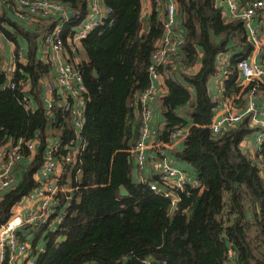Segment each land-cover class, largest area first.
I'll return each mask as SVG.
<instances>
[{
    "label": "trees",
    "instance_id": "16d2710c",
    "mask_svg": "<svg viewBox=\"0 0 264 264\" xmlns=\"http://www.w3.org/2000/svg\"><path fill=\"white\" fill-rule=\"evenodd\" d=\"M59 1L71 8L62 33L69 56L75 59L66 39L87 12V1ZM215 1L177 0L186 30L177 67L181 66L177 72H170L168 66L159 68L167 92L159 98L164 123L155 142L169 144L174 129L187 128L183 147L173 153L189 164L199 183L197 188L175 190L177 208L169 216L170 198L149 187L156 177L132 179L130 149L138 138L141 113L137 112L135 127L132 123L127 126L128 118L137 111L130 101L150 86L147 68L162 23L153 9L147 26L143 25L140 0H103L111 9L109 17L80 42L84 57L77 68L87 90L81 131L84 147L75 164L63 165L61 181L71 191L58 194L61 203L68 194L71 199L58 228L44 235V251L35 257L36 264H144L147 259L151 264H226L229 258L234 264H264V142L255 157L261 167L241 149L245 137L254 132L249 117L217 137L209 129L220 100L213 99L208 88L216 57L229 49L234 52L221 96L238 105L239 99L234 98L240 90L237 63L249 56L254 44L244 23L226 19L223 6ZM0 7V36L15 49L17 37L28 44L25 62H17L21 72L13 79H29L30 94L38 103L31 112L22 104L19 88L0 89V146L8 140L24 144L36 135L39 139L34 159L23 166L19 181L3 190L1 226L13 214V206L38 186L34 174L42 163L46 138H60L62 155L75 135L70 123L61 119L47 129L49 119L38 98L40 78L48 74V68L37 58L36 42L57 20L37 18L26 29L6 15L8 9L16 12L13 0H0ZM263 36L264 28L259 42ZM259 58L264 64V45ZM197 63L199 69L191 72ZM4 80L0 73V84ZM253 85L264 92V84L257 82L243 92L247 94ZM186 105L188 119L178 113ZM28 153L23 148L22 157ZM121 186L127 195L120 194ZM43 231L40 228L38 234ZM32 247L35 249V240ZM3 264H8L7 258Z\"/></svg>",
    "mask_w": 264,
    "mask_h": 264
},
{
    "label": "built area",
    "instance_id": "2783aa9c",
    "mask_svg": "<svg viewBox=\"0 0 264 264\" xmlns=\"http://www.w3.org/2000/svg\"><path fill=\"white\" fill-rule=\"evenodd\" d=\"M16 3L18 19L30 25L37 18L57 20L53 28L38 36L36 44V55L39 60L47 65L48 74L40 78L41 90L38 94L40 104L49 119L48 125L57 119L68 121L74 132V140L65 147L66 152L60 154V144H54L47 140L43 151V160L37 170L39 175L38 186L27 196L30 202L23 214L13 213L9 219L0 226V256L7 258L8 264H15L21 260L23 264H36L34 252L41 253L44 246L35 249L19 238L18 232L22 228L29 230V235L36 233L40 228L45 231H54L63 219V211L70 202L71 195L65 197L64 203L58 198L59 192H64L66 183H62L61 175L57 169L63 165H73L77 162L83 147L84 140L81 135L85 119V106L87 101V90L77 68L78 61L71 59L63 40V26L66 22L69 5L59 0H13ZM87 12L77 26L73 28L70 42L71 50H75L91 31L97 29L111 13L103 0H86ZM142 1V0H140ZM223 14L226 19L237 18L244 23L248 39L255 45L259 43V36L264 28V0H222ZM152 11H156L158 19L162 23V34L153 50L148 74L150 86L142 92L135 94L130 104L141 113L138 138L130 149L133 161V169L141 170L147 166L151 171L149 177H139V181L149 180V187L155 193L170 198L171 202L177 201L175 190H184L186 187L197 188L199 183L184 170L177 169L170 160L164 156L147 157L148 142L155 137L157 130L151 125L152 106L156 98L154 87L155 79L164 74L160 67L168 66L170 72H177L180 66L179 53L184 43L185 27L183 26L181 14L178 10L177 0H151ZM151 11V12H152ZM151 14V13H150ZM257 21V23H253ZM258 42V43H257ZM16 48V46H15ZM230 49L219 54L215 59V73L210 78L214 84L216 99L223 91V84L229 72L230 59L233 56ZM11 59L3 56L0 45V73L5 77L0 89L19 88L21 102L24 107L33 112L37 108V100L30 94L31 83L29 79L15 81L13 76L21 72L17 62L26 60V48L18 44L13 49ZM238 78L251 82H257L264 78V64L259 60L241 59L237 63ZM256 85L246 94V102L235 105L229 100L219 101L213 109L214 116L209 125L212 137H217L228 129L236 126L245 117L250 118V123L256 128V143L264 142V98L258 97L255 92ZM57 112H59V117ZM47 125V126H48ZM48 126V127H49ZM253 128V127H252ZM51 129V128H50ZM187 134V128L177 127L170 133V143L182 140ZM39 142L36 135L30 141L22 143L21 140L13 142L8 140L0 146V189L4 190L13 184V169L22 160L23 148L29 153L36 152ZM161 155V151L159 152ZM253 161L262 167L259 158ZM71 191V188H70ZM69 191V192H70ZM230 254H232L230 252ZM144 264H151L147 259ZM165 264V262H163Z\"/></svg>",
    "mask_w": 264,
    "mask_h": 264
},
{
    "label": "crops",
    "instance_id": "0c3cea01",
    "mask_svg": "<svg viewBox=\"0 0 264 264\" xmlns=\"http://www.w3.org/2000/svg\"><path fill=\"white\" fill-rule=\"evenodd\" d=\"M217 2V3H216ZM216 4H219L220 6L222 5L224 7V3L222 4V0H216L215 1ZM1 7H0V12H1ZM152 11V6H151V0H142L141 1V21L143 23L144 26H147L148 21H149V17H150V13ZM71 13V8H69L67 15L70 16ZM6 15L12 20V21H16L19 22L21 24H23L25 26L26 29H28V24L25 23L24 21H20L18 19V16L13 12V11H9V9L6 12ZM253 23H257V21H253ZM68 41V40H67ZM17 42L20 46H24L26 48V54H27V41L25 38L23 37H17ZM70 43V42H68ZM230 44H232V42L230 41ZM0 45L2 47V53L4 58L11 59V53L12 50L15 49L14 44L7 40L6 38H4L3 36H0ZM264 45V36L261 38L260 42L258 44L254 45V49L253 51L249 54V56L247 57V60H259V54L260 51L262 49V46ZM80 43L77 44V49L78 51H74V55H75V59L79 62L80 60L83 59V54L81 51V47H80ZM261 46V47H260ZM77 52V54L75 53ZM79 58V59H78ZM25 60H23L21 63H24ZM200 67V63H197L194 65V67L190 70L191 72H195L199 69ZM257 83L259 84H264V78L260 79L259 81H257ZM249 84L248 81L243 80L241 78H238V86H240V90L238 91V93L235 95V100L239 99L238 105L240 106V104H243L246 102V92H243V90L245 89V87H247ZM213 83L209 80L208 82V88H209V92L210 95H213L215 93V89L213 87ZM154 87L156 89V98L155 100H153V102L151 103L152 106V119H151V125L153 126L154 129L157 130V134H159V132L162 131L163 129V116L161 114V110H160V104H159V98L162 97L164 94H166L167 92V87L164 84V74L159 75L155 81H154ZM256 95L258 97L264 98V92L262 90L259 89V87L256 86L255 89ZM223 93V91L221 92V94L219 95L218 93V97H220L219 101L223 100V97L221 96ZM187 109H188V105L181 107L178 110V113L180 115H182L185 119H188V115H187ZM138 111H133V117H129L128 121H127V126L130 125V123L133 124V126L135 127V125L138 123L139 121V113H137ZM48 125V124H47ZM49 126V125H48ZM46 126L47 129H50V126L48 127ZM251 127H253V131L250 135H248L247 137H245V139L242 141L241 143V149L243 150V152H245V154H247V156L249 157H256L257 156V143H256V128L253 125V123L250 124ZM156 134V135H157ZM155 137L151 138L148 142V148H147V157L148 158H153V157H157L158 156V151L157 148L159 149V152L161 151V155L160 156H164L166 157L168 160L171 161V163L180 170H184L187 173H189L190 175H192L193 177H197L195 171L189 166V164L177 157H175L174 155V150H178L181 149L183 147V141L182 140H177L176 142H172V143H167V144H163L160 142H155ZM47 140L52 141L54 144H60V138L58 136H49L47 137ZM37 144H39V142H37ZM36 152H31L28 153V155H26L25 158H23L21 160V162L19 163L20 165H16L15 168L13 169V184L10 186H14L19 179L21 178L22 172L24 170V165L27 166L29 165L35 156ZM151 169L149 166L145 167L142 169V171L137 170L136 168L133 169L132 171V179L133 180H137L139 181V177L142 179L143 177H149L148 174L150 173ZM58 173H62V169L58 168L57 169ZM34 179L36 182H38L39 180V175L37 174V172H35L34 174ZM9 187V188H10ZM7 188V189H9ZM6 189V190H7ZM70 188L69 185L67 184V186L65 187V192H69ZM3 190L0 189V197L3 194ZM176 202L177 201H173ZM171 202V206L172 203ZM30 205V202L26 199V196L23 197L21 199V201H19L16 205L13 206L12 211L15 214H23L26 212L27 210V206ZM171 208V207H170ZM177 208V206H176ZM176 210V209H175ZM47 231H43L41 233L38 234V231L34 234H32L31 236L29 235V230L27 228H22L19 230V236L22 240L27 241L29 245L32 246V242L35 240V246L37 248L44 246V235L46 234ZM39 235L36 237V235ZM33 248V247H32ZM39 254V253H36ZM35 256V255H34ZM36 257V256H35ZM0 264H3V258H1L0 256ZM15 264H23L21 260H17L15 262Z\"/></svg>",
    "mask_w": 264,
    "mask_h": 264
},
{
    "label": "water",
    "instance_id": "95a60500",
    "mask_svg": "<svg viewBox=\"0 0 264 264\" xmlns=\"http://www.w3.org/2000/svg\"><path fill=\"white\" fill-rule=\"evenodd\" d=\"M94 74H97L96 70H94ZM258 147H259V145H257V148ZM120 194L123 195V196L127 195V191H126V189L123 186L120 187ZM176 206H177V203L173 202L172 206L170 208V211H169V216H172L174 214ZM38 255L39 254H37L36 257H38ZM89 264H95V262H90Z\"/></svg>",
    "mask_w": 264,
    "mask_h": 264
},
{
    "label": "rangeland",
    "instance_id": "374dc122",
    "mask_svg": "<svg viewBox=\"0 0 264 264\" xmlns=\"http://www.w3.org/2000/svg\"><path fill=\"white\" fill-rule=\"evenodd\" d=\"M258 43V42H257ZM1 51H2V47H1ZM79 59V58H78ZM253 235V232L251 233ZM226 264H234L233 263V258H229L227 261H226Z\"/></svg>",
    "mask_w": 264,
    "mask_h": 264
},
{
    "label": "clouds",
    "instance_id": "9594fccd",
    "mask_svg": "<svg viewBox=\"0 0 264 264\" xmlns=\"http://www.w3.org/2000/svg\"><path fill=\"white\" fill-rule=\"evenodd\" d=\"M70 15H71V13H70ZM67 40V39H66ZM70 44V43H69ZM73 51H75V50H73ZM76 54H77V52H75ZM84 121H85V119H84Z\"/></svg>",
    "mask_w": 264,
    "mask_h": 264
}]
</instances>
